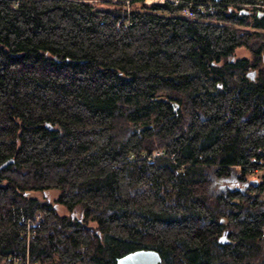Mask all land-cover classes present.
I'll use <instances>...</instances> for the list:
<instances>
[{"label":"trees","instance_id":"1","mask_svg":"<svg viewBox=\"0 0 264 264\" xmlns=\"http://www.w3.org/2000/svg\"><path fill=\"white\" fill-rule=\"evenodd\" d=\"M9 157L0 264H264V0H0Z\"/></svg>","mask_w":264,"mask_h":264},{"label":"water","instance_id":"2","mask_svg":"<svg viewBox=\"0 0 264 264\" xmlns=\"http://www.w3.org/2000/svg\"><path fill=\"white\" fill-rule=\"evenodd\" d=\"M248 74L253 75V70H249ZM175 107H177L175 105ZM10 161H13V157H9L0 163V167L5 166ZM257 181V178H249L244 181V184H248L251 181ZM226 229H223L219 238L226 237ZM115 264H161V256L157 249L151 247H138L129 250L121 255L116 256Z\"/></svg>","mask_w":264,"mask_h":264},{"label":"rangeland","instance_id":"3","mask_svg":"<svg viewBox=\"0 0 264 264\" xmlns=\"http://www.w3.org/2000/svg\"><path fill=\"white\" fill-rule=\"evenodd\" d=\"M247 50L244 47H238L235 51L236 55H242L247 53ZM32 194L40 196L42 193L39 191H32ZM45 195H47L50 199L54 198V196L56 195V190L55 189H48L45 191ZM60 210H63V208L60 206L59 207Z\"/></svg>","mask_w":264,"mask_h":264},{"label":"built area","instance_id":"4","mask_svg":"<svg viewBox=\"0 0 264 264\" xmlns=\"http://www.w3.org/2000/svg\"><path fill=\"white\" fill-rule=\"evenodd\" d=\"M177 0H174V2H176ZM182 12L185 14V15H187V16H192L193 14H194V12L191 10V8L188 6H186V7H183L182 8ZM154 153H156V154H160V153H162V150H160V149H157V150H155L154 151ZM263 235H264V229H263ZM36 262H33L32 264H35Z\"/></svg>","mask_w":264,"mask_h":264}]
</instances>
